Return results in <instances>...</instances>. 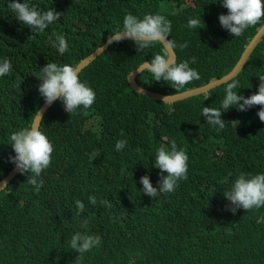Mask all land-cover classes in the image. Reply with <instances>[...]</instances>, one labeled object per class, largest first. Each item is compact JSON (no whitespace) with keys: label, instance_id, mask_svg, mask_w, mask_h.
Masks as SVG:
<instances>
[{"label":"trees","instance_id":"obj_1","mask_svg":"<svg viewBox=\"0 0 264 264\" xmlns=\"http://www.w3.org/2000/svg\"><path fill=\"white\" fill-rule=\"evenodd\" d=\"M10 2L0 0V63L8 59L12 65L0 77V178L13 165L10 135L30 127L43 100L40 68L48 62L74 66L122 29L126 14L141 19L160 14L171 21L168 39L176 44L175 60H188L200 76L178 90L229 70L264 19L234 37L219 23V15L228 11L222 0H18L61 13L36 34L16 20ZM200 17L202 28L187 26ZM53 33L67 40L64 55L49 42ZM164 52L162 44L142 53L129 40L108 44L78 70L81 82L95 92L94 104L72 115L59 100L46 107L38 127L54 150L50 166L37 178L44 181L40 191L27 182L31 173L19 171L0 188V264H264V206L247 211L223 194L240 173L264 174L260 106L230 108L221 116L225 128L219 131L201 116L204 106L220 108L233 80L239 84L234 91L245 97L258 90L264 32L229 79L171 101L135 91L126 79L140 61ZM135 79L161 92L177 91L146 71ZM118 140L127 141L120 151ZM172 141L188 156V179L154 198L141 191L140 179L147 175L159 188L156 151H170ZM94 151L99 155L90 159ZM89 196L96 197L95 205ZM76 200L85 205L79 215ZM82 221H88L86 229ZM77 232L101 238L82 260L69 246Z\"/></svg>","mask_w":264,"mask_h":264},{"label":"clouds","instance_id":"obj_2","mask_svg":"<svg viewBox=\"0 0 264 264\" xmlns=\"http://www.w3.org/2000/svg\"><path fill=\"white\" fill-rule=\"evenodd\" d=\"M221 6L228 11L227 14L219 15V23L234 37L243 35L249 27L256 26L264 18V0H222ZM8 8L15 14L16 20L31 28L36 34L44 32L61 15L55 9L41 11L35 5L30 6L28 3H20L18 0L10 2ZM201 20V17L189 19L187 26L194 29L202 28ZM171 28V21L163 15L145 14L141 19L128 13L123 18L122 29L111 33L107 38V43L129 40L134 42L138 53H142L145 49L157 44L164 45L166 49L164 54L154 55L150 61L141 64L136 72L146 71L154 81H164L178 90L193 80H199L200 76L195 69L190 67L188 60L177 63L174 57L169 54L176 47L175 42L168 39ZM49 42L60 55L69 51L68 42L63 35L53 33L49 36ZM179 46L186 48L187 44L184 43ZM191 62H196L194 57ZM11 70L10 61L4 59L0 63V77L9 74ZM37 79L41 81L38 92L47 106L52 105L57 100L62 101L64 110L72 115L80 108L89 109L95 102L94 90L85 82H81L78 69L73 65H58L54 62H48L43 68H40ZM259 81L258 90L247 97L238 94V91H234V89L239 88L238 81L233 80L227 83L220 108L204 106L201 116L206 118L207 123L218 126L217 131H219L225 128V121L221 119V116L230 108L247 111L254 106H260L257 115L260 121L264 122V75L259 76ZM126 143V140H118L115 145L116 150L120 151ZM9 145L15 153L14 156L9 157L10 162L21 174H32L27 182L35 186L38 193L44 181L37 178L51 164L54 150L52 143L40 131L39 127L33 124L31 127L12 133ZM98 155L99 153L94 151L90 159H94ZM154 161V167L160 169L161 172L160 186L158 189L154 188L148 176L145 175L140 179V183L143 185L141 190L143 193L155 198L161 193L174 192L179 181L188 179V156L184 150H177L175 141L171 142L170 151L164 147L157 149ZM165 173L166 175H164ZM2 185L3 188L7 186L6 183ZM223 194L238 208L247 211L254 208L258 209L264 206V174L249 176L240 173L232 183L231 188L224 191ZM88 199L92 205L97 203L95 196H89ZM75 203L79 215L84 211L85 205L80 200H76ZM100 203L107 204L108 202L102 200ZM235 210V208L232 209L233 212ZM87 225L88 221H82V228L86 229ZM100 243V236L77 232L71 237L69 246L79 254L76 259L82 260L85 252L90 251Z\"/></svg>","mask_w":264,"mask_h":264},{"label":"water","instance_id":"obj_3","mask_svg":"<svg viewBox=\"0 0 264 264\" xmlns=\"http://www.w3.org/2000/svg\"><path fill=\"white\" fill-rule=\"evenodd\" d=\"M263 32H264V19L262 20V22L258 26V28L255 30V32L250 36L248 41L245 43V45L242 48L238 58L236 59L234 64L231 66V68L229 70H227L225 73H223L219 76H216L214 78H211L210 80H208L204 83L194 85V86H190V87H186L184 89L173 91V92H161V91L143 86L137 82V80L135 79V75L137 74V72H136L137 68L141 64H143L145 61H149L148 59H143L136 66L131 68L126 74V79L129 83L130 87L132 89H134L135 91L144 93V94L151 96V97H157V98L163 99L165 101H171V100H174V99H177L180 97H184V96L189 95V94L204 91V90L208 89L209 87H211L215 84H218L222 81H225V80L229 79L231 76H233L239 70V68L243 64L246 56L248 55V53L250 52V50L252 49V47L254 46V44L256 43V41L259 39V37L262 35ZM107 38H108V36L105 38V40L103 42L96 45L90 52H88L87 54L82 56L76 62V64L74 66L79 70L91 58H93L98 52H100L102 49H104L108 45ZM163 47H164V45H163ZM164 49H165V47H164ZM165 51H166V49H165ZM169 54L172 55L175 59L176 54H175L174 50H171ZM46 107H47V105H45L44 100H42V102L38 105V107L36 108V110L33 114L32 121L30 122V127L33 124H35L37 126L39 125L41 116H42L43 112L45 111ZM16 171L17 170H16L15 166L12 165L8 169V171L0 178V188L3 186L2 184L6 183Z\"/></svg>","mask_w":264,"mask_h":264},{"label":"rangeland","instance_id":"obj_4","mask_svg":"<svg viewBox=\"0 0 264 264\" xmlns=\"http://www.w3.org/2000/svg\"><path fill=\"white\" fill-rule=\"evenodd\" d=\"M171 4V3H170ZM171 8H175V5L174 3L170 5Z\"/></svg>","mask_w":264,"mask_h":264}]
</instances>
